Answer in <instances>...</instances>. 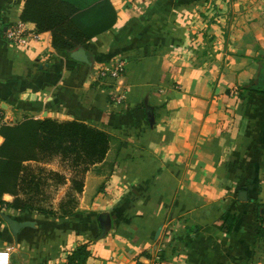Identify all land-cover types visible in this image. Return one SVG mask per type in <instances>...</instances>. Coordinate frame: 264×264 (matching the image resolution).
Returning <instances> with one entry per match:
<instances>
[{"label": "crops", "instance_id": "obj_1", "mask_svg": "<svg viewBox=\"0 0 264 264\" xmlns=\"http://www.w3.org/2000/svg\"><path fill=\"white\" fill-rule=\"evenodd\" d=\"M111 1L117 24L79 59L34 22L40 38L16 46L6 31L25 0H0V105L13 123L76 119L114 139L81 192L58 184L50 207L72 193V213L17 210L5 194L0 249L12 264H69L84 244L83 264H147L161 246L164 264H264V93L251 89L264 79V0H212L211 23L205 0ZM121 56L115 105L100 69Z\"/></svg>", "mask_w": 264, "mask_h": 264}, {"label": "trees", "instance_id": "obj_2", "mask_svg": "<svg viewBox=\"0 0 264 264\" xmlns=\"http://www.w3.org/2000/svg\"><path fill=\"white\" fill-rule=\"evenodd\" d=\"M21 19L34 22L39 32H51L53 47L70 54L111 30L118 22V12L111 0H25ZM251 89L264 93V82L252 85ZM0 134L4 138L0 143V203L5 204L4 195L11 194L14 200L8 205L12 208L50 215L57 214V210L36 203L42 200L43 186L51 179L64 184L69 178L45 167L37 171L28 164L56 156L70 161L75 173L70 178L71 188L81 192L84 179L80 176L90 166L103 162L114 142L113 136L102 128L81 120L59 121L52 117L26 116L22 121L3 125ZM73 195L69 194V200L61 206L65 210L59 212H73ZM223 220L225 230L231 232L236 215L227 213ZM259 235L264 240V218ZM89 255V246L81 245L69 255L68 263H86Z\"/></svg>", "mask_w": 264, "mask_h": 264}, {"label": "built area", "instance_id": "obj_3", "mask_svg": "<svg viewBox=\"0 0 264 264\" xmlns=\"http://www.w3.org/2000/svg\"><path fill=\"white\" fill-rule=\"evenodd\" d=\"M6 37L20 48H27L30 46L32 39H39L40 35L33 32L23 20L11 24L6 31ZM126 57H116L113 59L108 67L100 69V76L103 78H111L116 82L117 91L111 96L112 103L115 105H122L125 100V93L119 88L120 80L126 69ZM5 124H13L12 118L0 105V130ZM1 137V134H0ZM164 247H159L157 255L153 260L147 264H164ZM0 264H12V248L6 247L0 249Z\"/></svg>", "mask_w": 264, "mask_h": 264}, {"label": "rangeland", "instance_id": "obj_4", "mask_svg": "<svg viewBox=\"0 0 264 264\" xmlns=\"http://www.w3.org/2000/svg\"><path fill=\"white\" fill-rule=\"evenodd\" d=\"M204 5H206V7H205L206 10H207L206 13L208 12L205 22H207V23L214 22L215 21L214 19L216 18V15H218V14L214 13V8H216L215 6H217V5L212 0H205ZM28 165H31L37 171H38L39 167H45L48 170H55V171L63 173L65 176H67V178L68 177H73L75 175L73 167H72V163L70 161L63 160L59 156H56V157L52 158L49 161L31 162ZM54 167H55V169H54ZM92 168H93L94 171H96V170L99 169V166H90L89 170L92 169ZM88 171H86V172H88ZM44 174H46V172ZM80 177L85 180L86 173H84V175H81ZM58 184H59V182L56 179L49 180L48 184H45L43 186V190L44 191H43V194L41 195V198H40L42 200H40V201L37 200L36 203L50 207V205L52 204V201H55L57 195L59 194L58 193L59 192V189H58L59 185ZM60 184H63V183H60ZM68 197H69V194L66 195L65 199L69 200ZM70 209L71 208H69L68 210H70ZM56 210L57 211H63L65 209H61L59 207Z\"/></svg>", "mask_w": 264, "mask_h": 264}, {"label": "water", "instance_id": "obj_5", "mask_svg": "<svg viewBox=\"0 0 264 264\" xmlns=\"http://www.w3.org/2000/svg\"><path fill=\"white\" fill-rule=\"evenodd\" d=\"M72 55H73L74 57L79 58V59H84V58H83V51L80 50V49H77V50L73 51V52H72ZM261 82H264V79H262ZM240 197H241L242 199H245V198H246V192H245V191L241 192Z\"/></svg>", "mask_w": 264, "mask_h": 264}]
</instances>
